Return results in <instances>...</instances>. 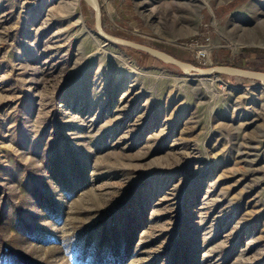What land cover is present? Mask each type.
Returning <instances> with one entry per match:
<instances>
[{"label": "rangeland", "instance_id": "374dc122", "mask_svg": "<svg viewBox=\"0 0 264 264\" xmlns=\"http://www.w3.org/2000/svg\"><path fill=\"white\" fill-rule=\"evenodd\" d=\"M98 2L110 35L264 72V0ZM0 264H264V86L0 0Z\"/></svg>", "mask_w": 264, "mask_h": 264}, {"label": "water", "instance_id": "95a60500", "mask_svg": "<svg viewBox=\"0 0 264 264\" xmlns=\"http://www.w3.org/2000/svg\"><path fill=\"white\" fill-rule=\"evenodd\" d=\"M93 13V23L95 34L102 40L117 45L127 47L148 54L161 63L171 65L183 74L190 77H208L214 74L226 75L231 77L243 78L247 80H254L264 86V72L242 69L233 66H211V67H197L191 63L181 61L168 53L158 50L156 48L136 43L131 40L123 39L106 33L102 26L101 10L98 0H82Z\"/></svg>", "mask_w": 264, "mask_h": 264}, {"label": "trees", "instance_id": "16d2710c", "mask_svg": "<svg viewBox=\"0 0 264 264\" xmlns=\"http://www.w3.org/2000/svg\"><path fill=\"white\" fill-rule=\"evenodd\" d=\"M81 2H82V4L84 6H87L82 0H81ZM128 49H130V48H128ZM130 51H136V53L138 54L139 58L142 59V63L144 65H146L149 62V60H154V61L160 62V61L156 60L155 58L149 56L146 53H143V52H140V51H137V50H133V49L132 50L130 49ZM224 76H226V75H224Z\"/></svg>", "mask_w": 264, "mask_h": 264}]
</instances>
